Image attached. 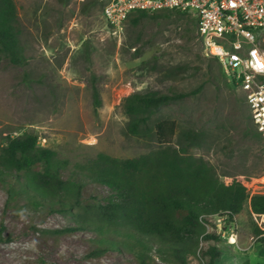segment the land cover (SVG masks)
<instances>
[{
	"label": "rangeland",
	"instance_id": "rangeland-1",
	"mask_svg": "<svg viewBox=\"0 0 264 264\" xmlns=\"http://www.w3.org/2000/svg\"><path fill=\"white\" fill-rule=\"evenodd\" d=\"M13 1L26 63L14 65L0 56V145L6 135L34 133L40 145L67 160L66 172L98 153L136 157L159 144L126 134L123 97L145 90L192 91L164 105L159 115L176 120L178 133L201 131L200 145L190 152L211 163L223 182L236 179L249 193H264V144L249 132L255 127L242 92L222 75L217 60L203 55L192 13L169 12L136 25L128 17L115 32L103 12L108 0ZM259 39L264 47V30ZM108 191L88 179L84 196L98 199ZM221 218L214 219L218 231ZM255 224L245 202L226 224L218 264H264ZM73 225L70 214L37 208L23 195L11 199L0 184V264H141L134 254L139 247L99 252L97 233L65 230ZM231 232L233 244L227 240ZM157 250H143L144 264H178ZM199 263L197 255L187 256V264Z\"/></svg>",
	"mask_w": 264,
	"mask_h": 264
},
{
	"label": "trees",
	"instance_id": "trees-1",
	"mask_svg": "<svg viewBox=\"0 0 264 264\" xmlns=\"http://www.w3.org/2000/svg\"><path fill=\"white\" fill-rule=\"evenodd\" d=\"M169 12L186 11L136 10L129 18L136 25L143 19L168 16ZM20 33L14 1L0 0V56L22 66L26 57ZM196 90L199 87L193 92ZM191 93L145 90L123 97L126 134L159 144L136 157L98 153L66 172L67 160L59 158L54 149L40 145L36 134L6 135L0 145V184L11 199L23 195L37 208L70 214L75 225L66 231L94 230L99 252L118 245L134 252L137 246L134 254L141 264L146 258L143 250L151 248L167 253L178 264H187L190 254L198 256L199 264H218V244L223 238L215 229V216H222L224 226L233 223L245 202L252 212L264 213V193L249 196L240 181L223 182L211 163L190 152L200 145L201 131L185 128L178 133L176 120L159 115L164 105ZM92 94L94 107H98L100 99L95 87ZM247 116L251 121L250 114ZM249 132L260 138L256 128ZM88 179L109 191L89 200L84 196ZM253 232L264 242V232L256 224ZM113 236L119 240H113Z\"/></svg>",
	"mask_w": 264,
	"mask_h": 264
},
{
	"label": "built area",
	"instance_id": "built-area-1",
	"mask_svg": "<svg viewBox=\"0 0 264 264\" xmlns=\"http://www.w3.org/2000/svg\"><path fill=\"white\" fill-rule=\"evenodd\" d=\"M163 9L197 17L203 55L216 59L232 85L242 92L264 144V47L259 39L264 30V0H108L103 12L115 31L133 11ZM252 215L264 230V214Z\"/></svg>",
	"mask_w": 264,
	"mask_h": 264
},
{
	"label": "clouds",
	"instance_id": "clouds-1",
	"mask_svg": "<svg viewBox=\"0 0 264 264\" xmlns=\"http://www.w3.org/2000/svg\"><path fill=\"white\" fill-rule=\"evenodd\" d=\"M195 16V15H194ZM129 17V16H128ZM196 17V16H195ZM197 18V17H196ZM197 26H198V19H197ZM210 58H212V57H210ZM214 59V58H213ZM216 60V59H215ZM219 64V63H218ZM219 66H220V64H219ZM221 68V67H220ZM222 70V69H221ZM223 72V71H222ZM226 76V75H225ZM227 78V77H226ZM229 80V79H228ZM230 81V80H229ZM231 83V82H230ZM243 100H244V98H243ZM245 101V100H244ZM246 103V102H245ZM247 105V104H246ZM248 112H249V109H248ZM250 114V113H249ZM250 118H251V116H250ZM251 122H252V119H251ZM253 123V122H252ZM254 125V124H253ZM255 127V126H254ZM261 138V137H260ZM232 181V180H231ZM230 181V182H231ZM239 181V180H238ZM241 182V181H240ZM242 183V182H241ZM227 184V183H226ZM243 184V183H242ZM244 185V184H243ZM248 191V190H247ZM248 194H249V196L250 195H252L251 193H249L248 192ZM254 194V193H253ZM249 209H250V207H249ZM251 211V210H250ZM251 213H254V212H252L251 211ZM255 214H264V213H255ZM218 217L220 218V216H215V219H218ZM220 222H222V218L219 220ZM217 225V224H216ZM219 226V225H218ZM259 227V226H258ZM260 228V227H259ZM220 231H218L217 229H216V231L218 232V233H220L221 234V236H222V231L224 230L225 232L227 231L226 230V226H224V224H223V226H221V228L219 229ZM262 230V229H261ZM263 232H264V230H262ZM228 237H227V240H228V242L229 243H235L234 241H230L229 240V238H231V236H234L235 238H236V235H235V233L234 232H231L229 235H227ZM222 237H226V233H225V236H222ZM257 237H258V235H257Z\"/></svg>",
	"mask_w": 264,
	"mask_h": 264
}]
</instances>
